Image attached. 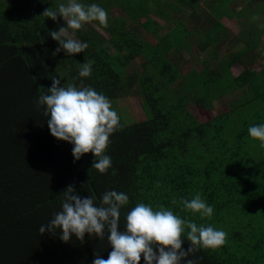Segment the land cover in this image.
<instances>
[{"label": "trees", "instance_id": "1", "mask_svg": "<svg viewBox=\"0 0 264 264\" xmlns=\"http://www.w3.org/2000/svg\"><path fill=\"white\" fill-rule=\"evenodd\" d=\"M104 1L81 3L103 7L107 27L83 24L75 38L88 47L71 56L62 51L52 56L57 42L47 33L65 22L41 15L60 0H0V264H91L94 253L107 258L106 235L63 242L37 233L58 210L61 191L70 183L97 200L106 189L126 192L129 204L121 208V228L126 211L144 202L223 229L221 246L191 254L197 264H264V148L247 134L249 125L264 123V66L261 71L250 66L264 59V44L259 33L243 39L219 36L220 20L233 17L249 35L255 33L249 23L263 18L264 0H227L232 9L221 15L191 7L175 21L156 22L164 34L149 53L134 36L142 16L131 18L129 8L116 12L112 2L107 6ZM193 23L214 24L198 47L202 53L212 47L215 61L202 67L197 62L184 73L174 55L191 50L199 31ZM214 46L225 48L224 58H218ZM249 55L254 58L245 64ZM88 61L90 76L78 77L79 64ZM239 64L245 70L235 77L231 70ZM52 77L64 85L82 80L107 96L117 112L120 127L109 137L111 167L104 173L90 168V152L74 161L71 145L50 135L47 117L34 101L42 91L38 86L47 89ZM133 95L143 101L145 120L136 119L128 105H118ZM192 105L207 114L218 105L222 111L200 121ZM196 192L213 206L210 218L183 209L180 198Z\"/></svg>", "mask_w": 264, "mask_h": 264}, {"label": "clouds", "instance_id": "2", "mask_svg": "<svg viewBox=\"0 0 264 264\" xmlns=\"http://www.w3.org/2000/svg\"><path fill=\"white\" fill-rule=\"evenodd\" d=\"M41 16L65 23L49 30L48 36L57 42L51 55L61 51L68 56L82 53L87 41L75 38L76 30L83 24L95 21L107 27V12L99 4L81 3V0H60L55 8L47 7ZM71 30V31H70ZM91 74V61L79 64L77 76ZM75 79V77H74ZM47 89L35 98L36 108H42L50 135L71 145L73 160L91 153L90 168L104 173L111 167V157L106 154L110 135L120 127V118L111 107L107 96L80 81V85L52 77ZM82 85V86H81ZM249 138L264 148V123L251 124L247 128ZM58 210L37 228L39 236L45 233L68 242L73 237L83 242L85 234L101 239L106 235L110 247L107 258L94 253L91 264H197L191 254L196 249H216L224 243L225 232L211 224H197L187 217L174 214L163 205L153 208L149 203L136 202L123 217L120 227V211L129 204L124 191L106 189L97 200L93 195H81L70 183L62 191ZM184 210L201 218H210L213 206L199 192L190 199L180 198ZM184 234V239L181 234ZM188 242L187 247L182 243Z\"/></svg>", "mask_w": 264, "mask_h": 264}, {"label": "rangeland", "instance_id": "3", "mask_svg": "<svg viewBox=\"0 0 264 264\" xmlns=\"http://www.w3.org/2000/svg\"><path fill=\"white\" fill-rule=\"evenodd\" d=\"M202 4H200L197 0H105V5L108 6L109 2H112L114 4V10L117 12L118 10H121V6L125 8H129V16L131 18H134L136 15H141L142 20L138 22L139 24L136 25L137 29L134 31V36H136V39L138 40V43L141 45L142 50L146 53H149L153 50L157 44H159V41L161 36L164 34L161 27H157L155 23H159L161 26L165 25L168 20L175 21L180 16H183L184 14L190 13V9L192 7L193 9L199 8V6H202V11H205L206 9H209V11L216 10V13L220 12V15L223 13V10L225 11V14H227L228 11H230L231 6L230 4H226L227 0H220L219 2H215V0H200ZM231 3H234L231 1ZM116 7V8H115ZM205 9V10H204ZM200 10V9H199ZM218 10V11H217ZM120 12V11H118ZM149 12V15H148ZM192 12V11H191ZM212 17H214L211 14ZM256 16V14L254 15ZM151 17L152 19H148ZM216 17V16H215ZM214 17V18H215ZM148 21H146V20ZM168 19V20H167ZM216 19V18H215ZM220 20V19H219ZM264 20V15L261 20L257 21H250L249 25L254 26L255 33H251L249 35L246 31L242 23L239 22V20L234 17L232 19H222L220 20L223 24L224 30L219 34V36H223V33H228L229 37L226 39L231 38H253L258 36L257 34H261V39L264 44V24L261 23ZM145 22V23H144ZM216 22H218V19H216ZM199 31H195L193 34L192 40L190 41V44L192 43V48L190 51L187 52V54L184 55H174V59L179 64L180 68L184 71V73H187L189 70H192V68L196 65L198 62V65L202 67V64L204 65L205 62H214L215 60L211 57L210 52L213 50V48H209L207 51L202 53L199 50L198 45L202 44L204 41V36L206 35V32L210 31V29H213L214 24L213 23H193ZM249 28V27H248ZM249 33L251 32V28L248 29ZM256 34V36H255ZM264 48V45H262ZM218 52V58H224L227 51H225V48L223 46H214ZM235 53V51L233 52ZM232 53V55H233ZM229 54H231L229 52ZM251 58H254L252 55H249L248 60L245 61V64H250ZM260 63H253L250 66L253 67L257 71H261L262 67L264 66V59H258ZM142 64V60L136 61L135 65L140 66ZM132 69H129V72H132ZM245 68L244 65L239 64L233 67L231 70L233 76L237 77L240 74L244 72ZM119 107L126 106L130 108V110L133 112L136 119L139 121L145 120L147 117V112L144 109L143 101L138 95H133L126 100L120 102ZM193 113L197 116V118L200 121L207 120L208 117L213 115L214 113H220L222 111V106H219L214 110V112L211 113H205L201 110V108L197 107L196 105H192L191 107Z\"/></svg>", "mask_w": 264, "mask_h": 264}, {"label": "crops", "instance_id": "4", "mask_svg": "<svg viewBox=\"0 0 264 264\" xmlns=\"http://www.w3.org/2000/svg\"><path fill=\"white\" fill-rule=\"evenodd\" d=\"M255 7H256V5H255ZM234 18V17H233ZM224 19H226V18H224ZM223 19V20H224ZM228 19V18H227ZM230 19H232V18H230ZM222 30H224V28L222 29ZM7 58V55H6V57H5V59ZM0 72H1V69H0Z\"/></svg>", "mask_w": 264, "mask_h": 264}]
</instances>
